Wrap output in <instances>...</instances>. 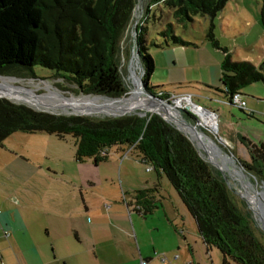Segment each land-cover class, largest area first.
<instances>
[{"label": "trees", "instance_id": "16d2710c", "mask_svg": "<svg viewBox=\"0 0 264 264\" xmlns=\"http://www.w3.org/2000/svg\"><path fill=\"white\" fill-rule=\"evenodd\" d=\"M137 1L0 0V76L20 77L26 73L34 77V67L41 66L85 94L121 98L127 92L122 61L136 52L146 91L155 94L152 90L156 87L148 86L154 72L146 39L151 8L165 5L171 9L173 20L189 23L196 16L212 19L228 2L147 0L144 14L138 20L135 41L131 39V47L127 49L122 46L132 31ZM259 14L264 31V0ZM174 34L171 24H166L157 33L163 43L155 45H189ZM206 40L223 53L220 81L228 100L232 93H241L253 83H264V64L256 67L246 61L233 62L228 49L220 47L214 38L212 26ZM158 96L165 99L168 94L159 92ZM125 98L128 97L122 99ZM13 102L0 99V145L17 132H41L60 140L67 135L72 137L76 161L92 159L97 165L107 159V151L113 148L135 152L139 162L152 166L158 177L167 178L194 218L197 234L207 251L218 249L223 256L222 264L230 261L264 264V231L249 205L227 185L223 173L203 159L196 146L162 116L155 112L141 116V111L101 118L55 115ZM237 140L248 149L251 158L243 168L256 181H264V143L256 145L239 136ZM158 187L156 183L154 188L135 192L134 209L143 217L153 213L156 204L153 192Z\"/></svg>", "mask_w": 264, "mask_h": 264}, {"label": "rangeland", "instance_id": "374dc122", "mask_svg": "<svg viewBox=\"0 0 264 264\" xmlns=\"http://www.w3.org/2000/svg\"><path fill=\"white\" fill-rule=\"evenodd\" d=\"M146 2L147 0H144L142 4V16L144 14V5ZM260 8L261 0H228L225 7H223L212 19L210 17L196 16L189 23H178L172 19V11L170 8L165 7V5H156L151 8V18L148 19L149 31L146 34L148 52L154 60V73L150 76L148 81V86L150 88L156 87V89L152 91L155 92L157 96L159 92L167 93L169 96L171 94L175 96L191 94L193 103H201L203 108H209L212 112L217 114L218 123L225 120L226 123L231 125L234 131L239 133V136L244 137L246 140L256 145L264 143V83H253L241 90L240 94L243 95L245 102L257 106V110H255L256 113L252 117L246 116L247 112L240 111L237 106L229 104L226 95L223 93L224 87L220 81L221 73L219 65L223 59L222 52L214 49L206 40V35L210 26H212L214 38L218 41L220 47L228 48L233 62L246 61L259 67L264 64V31L260 24ZM136 15L137 8L135 18ZM168 23L171 24L172 30L175 32L174 35L179 36L189 45L182 46L170 44L169 47H157L155 45H161L163 43V38L159 37L157 33L165 28ZM131 42V36L128 34L122 47L128 49L131 47ZM1 43L0 39V44ZM122 65L123 68L126 69V72H124V82L127 87V92L120 97L127 96L128 98L125 99L129 100L134 98L133 91L141 89L142 92L143 87L141 88V83L143 75L140 80L139 64L134 55L133 58L131 56L126 57V59L122 61ZM53 73L54 71L52 70L45 69L41 66H35L33 72L34 77H30L26 73H22L20 77H14L15 79L3 76L4 78H0V85L12 84L15 89L21 88L30 90L34 95L48 99L47 103L51 104L53 102L57 104V108L41 107L40 105L31 106L23 102L16 103L8 98L11 95L6 93L0 94L8 96L4 98H7L13 103L24 104L32 109L41 112L55 113V115H80L89 118H101L106 116L104 114H98L95 111L84 112L79 111L77 108H64L62 104L65 99H70V101L83 100L84 102H89L93 98L100 99L104 97H94V95L85 94L80 91L76 85L65 79L59 78ZM204 84H207V86H204ZM197 95L203 99L199 101ZM142 112L144 111H141V113ZM216 129L217 133L209 129H204V131L211 135V137L215 135L222 139L221 145L225 147V150L228 154L232 155L236 162V166H234L232 160H229L225 156L229 161L230 167L234 166L235 169L238 168V171L248 176L250 181L256 186V191L264 198V181H256L253 179L252 175L243 168L245 164L251 162L250 155L247 151L248 149L237 141L228 143L223 139V132L217 124ZM64 143L63 149L67 151L69 156L66 161L68 172H71V167L74 168V166L78 165L84 169L85 163L73 165L69 160L73 156L75 149L73 138L67 135ZM241 146L245 148L244 153L240 152ZM122 154L119 161L124 157L131 158L136 162L132 164L138 166L137 171H142L147 174V179L151 180L148 188H154L153 183L159 184L157 191L153 192L156 201L154 208L155 212L148 214L144 220L140 221L143 239L147 241H150V239L154 240L156 244L154 247L157 251H166L168 248L173 250L172 252L159 251V254L156 251L157 263L222 264L223 256L218 249L212 248L210 251H207L206 245L197 234L198 231L193 220L194 218L182 205L183 203L180 201L179 196L168 182L167 178L165 176L158 177L157 173L153 170L150 172L147 171V165L139 162V158L136 156L135 152L122 150ZM201 157L207 161L202 155ZM210 158L211 163L214 164L212 167L224 172L221 168V162L212 156H210ZM53 160L54 158L52 156L44 158V161L47 163ZM98 170V167L93 165L92 162L89 163V170L87 172L93 173L98 172ZM128 170L132 176L136 171L133 168H129ZM233 172L231 168L226 169L227 174L233 176ZM64 179H66V183L68 184V186L65 187L67 199L76 202L77 199L73 195L74 187L71 185L72 182L69 173L64 176ZM227 179L230 181V177H227ZM130 180L133 182V177H131ZM229 185L231 186L232 184ZM109 186L110 185L105 188L103 185V187H98V191L97 189L96 191L99 195L106 190L110 191L112 197H118L122 202V194L119 192L118 196V192L114 189L115 187L110 188ZM76 191L81 198L79 190L77 189ZM237 194L249 205L248 207L254 214L258 226L264 231V211L253 206L251 202L239 192H237ZM82 196L85 199V196ZM240 197L239 199H241ZM126 198L128 199V196H126ZM104 204H106L104 208L107 211H109V209L110 211L114 209L111 202L108 201ZM88 220H90V218ZM259 238L262 239L261 237ZM228 264H235V262L230 261Z\"/></svg>", "mask_w": 264, "mask_h": 264}, {"label": "crops", "instance_id": "0c3cea01", "mask_svg": "<svg viewBox=\"0 0 264 264\" xmlns=\"http://www.w3.org/2000/svg\"><path fill=\"white\" fill-rule=\"evenodd\" d=\"M256 107L246 103L240 111L252 117ZM217 120L223 139L239 142V133L225 120ZM63 144L64 140L55 135L17 132L0 145V264H140L142 259L147 264H158L154 240L143 239L141 233L140 221L147 216L134 209L135 192L151 188L147 174L138 172L131 158L119 161L124 153L118 148L109 149L107 159L97 165L92 159L76 161L74 149L70 162L86 165L84 169L71 167L68 172L69 156ZM244 150L242 147L240 152ZM48 156L54 160L45 162ZM90 162L98 172H87ZM129 168L136 170L133 176ZM67 173L76 202L68 200L65 193ZM103 185L115 187L118 196L122 194V202L107 190L99 195L97 188ZM108 201L114 206L112 211L104 208ZM172 251L168 248L165 252Z\"/></svg>", "mask_w": 264, "mask_h": 264}, {"label": "bare ground", "instance_id": "6f19581e", "mask_svg": "<svg viewBox=\"0 0 264 264\" xmlns=\"http://www.w3.org/2000/svg\"><path fill=\"white\" fill-rule=\"evenodd\" d=\"M144 0H138L137 1V15L136 17L140 19L142 16V4ZM147 8V7H146ZM135 57V54H134ZM139 64V63H138ZM140 70V80H141V69L139 65ZM12 80V79H11ZM141 83V81H140ZM142 88V85H141ZM134 92V98H131L129 100L122 99V98H93L89 102H84L83 100L79 101H70V99H65L63 101L62 106L71 108H77L79 111H95L98 114H104L106 116H118L121 114H128L135 112L136 110L141 111H151V112H157L174 122L179 128L183 130L184 133H186L187 136L191 138L193 143L196 146V149L199 151V154H201L203 157L207 159V161L210 163L211 166H214V164L211 163L210 156L218 159L221 163V168L224 170V174L228 177H230L229 184H232L237 192L242 194L245 198H247L251 204L260 210L264 211V198L259 194L258 191H256V186L250 181L249 177L246 176L243 172L238 171L234 168L236 166V162L233 159V157H228L224 154V152L221 150V148L212 143L211 139L200 135V133L197 131V128H190L186 124L183 123L180 117V111L178 109L179 102L175 106H169L168 104L164 102L156 101L155 99L149 97L146 93H144L143 88L142 92L141 89H137ZM0 93H6L8 95H11L10 97L0 94L1 96L8 97L9 99H18L13 101H23V103H27V105L35 106L40 105L41 107H50V108H57V104L55 103H47L48 99H45L42 96H36L34 93L30 90L26 89H15L12 84H6V85H0ZM96 96V95H94ZM47 98V97H46ZM119 99V100H114ZM62 108V107H61ZM63 108V109H64ZM62 109V110H63ZM146 115V114H145ZM203 126L206 127L205 129H211L216 130V122L213 118H211L207 114H203ZM229 160H232V164L234 166L230 167L229 161L226 159V157ZM231 168L233 172V176L226 173V169ZM219 170V169H218ZM222 171V170H221ZM226 177V178H227ZM240 197V196H239Z\"/></svg>", "mask_w": 264, "mask_h": 264}, {"label": "water", "instance_id": "95a60500", "mask_svg": "<svg viewBox=\"0 0 264 264\" xmlns=\"http://www.w3.org/2000/svg\"><path fill=\"white\" fill-rule=\"evenodd\" d=\"M136 8H137V6H135V14H136ZM138 18L136 17L135 19H134V22H133V27H132V31L130 32V36H131V39H133L134 41H135V36H136V33L138 32V29H137V24H138ZM135 54V59L137 60V62L139 63V65H140V69H141V72H142V75H144V72H143V69H142V66H141V64H140V60H139V57H138V55H137V53L136 52H133L132 53V58H133V55ZM141 75V76H142ZM8 78H14V76H7ZM0 78H4L3 76H0ZM15 79V78H14ZM142 84V87H143V91H144V93H146L149 97H151V98H153V99H155L156 101H159V102H164V103H166V104H168L169 106H172V104L171 103H169V101H166L165 99H160L158 96H156L155 94H152V93H150V92H148V91H146L147 89L145 88V85L143 84V82L141 83ZM96 96H98V97H105V98H113V97H108V96H99V95H96ZM0 99H6V100H8L7 98H4V97H0ZM13 104H16V103H13ZM180 111V117H181V120L183 121V123L184 124H186L188 127H190V128H197V131L200 133V135H203V136H206V137H208V138H210L211 139V142L212 143H214V144H216V145H218L220 148H221V150L224 152V154L226 155V156H228V157H232V155H230V154H228V152L225 150V147L223 146V145H221V142H222V139L220 138V137H217V136H215V135H213V137H211V135H209L206 131H204V129H202L201 127H198L197 126V123L196 122H194V121H192L188 116H187V114L186 113H184L182 110H179ZM149 112H151V111H149ZM147 112L146 111H144V112H142V113H140V115L141 116H144L145 114H146ZM129 114H131V113H128V114H122V115H118V116H113V117H119V116H123V115H129ZM155 114H158V115H160V116H162L163 118H164V120H166V121H168L171 125H173L175 128H177L179 131H181L182 132V135H184L186 138H188L192 143H193V141L191 140V138L189 137V136H187L186 135V133H184L183 132V130L181 129V128H179L174 122H172L171 120H169L168 118H166L165 116H163L162 114H160V113H155ZM214 132L215 133H217V129L216 130H214ZM194 144V143H193ZM195 145V144H194ZM219 171L220 172H222L223 173V175H224V178H226L227 176L224 174V172L223 171H221L220 169H219ZM229 177V176H228ZM226 183H227V185L234 191V193L237 195V196H239L238 194H237V191L233 188V186H230L229 185V180L226 178ZM241 198V197H240ZM242 199V198H241ZM243 200V199H242ZM244 201V200H243Z\"/></svg>", "mask_w": 264, "mask_h": 264}, {"label": "built area", "instance_id": "2783aa9c", "mask_svg": "<svg viewBox=\"0 0 264 264\" xmlns=\"http://www.w3.org/2000/svg\"><path fill=\"white\" fill-rule=\"evenodd\" d=\"M165 100L169 101V103H171L172 106L177 105V103L179 102L180 104L178 105L179 106L178 109L182 110L188 116L192 117V119H194L193 121L197 123V126L201 127L202 129L206 128L203 126L204 119L202 117V113L209 115L211 118L214 119L215 122L217 120L215 113L201 107L197 103H193L192 96L189 94L188 95L183 94L179 96H175V95L169 96L168 94V97L165 98ZM229 103L234 106H237L238 108H240V110H244L246 107V102L244 100V97L240 94V92L232 93L229 97ZM127 151L131 152L130 150ZM151 170H153L152 166H147V171H151ZM140 264H147V262L142 259L140 260Z\"/></svg>", "mask_w": 264, "mask_h": 264}, {"label": "flooded vegetation", "instance_id": "af4514ba", "mask_svg": "<svg viewBox=\"0 0 264 264\" xmlns=\"http://www.w3.org/2000/svg\"><path fill=\"white\" fill-rule=\"evenodd\" d=\"M159 97V96H158ZM161 99V97H159Z\"/></svg>", "mask_w": 264, "mask_h": 264}]
</instances>
